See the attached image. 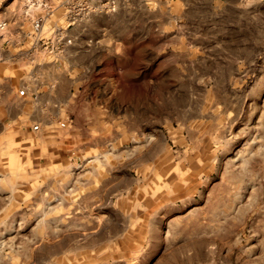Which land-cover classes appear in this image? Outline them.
<instances>
[{"label":"rangeland","instance_id":"374dc122","mask_svg":"<svg viewBox=\"0 0 264 264\" xmlns=\"http://www.w3.org/2000/svg\"><path fill=\"white\" fill-rule=\"evenodd\" d=\"M1 22L92 72L110 49L77 122L0 125V264H264V0H0Z\"/></svg>","mask_w":264,"mask_h":264},{"label":"crops","instance_id":"0c3cea01","mask_svg":"<svg viewBox=\"0 0 264 264\" xmlns=\"http://www.w3.org/2000/svg\"><path fill=\"white\" fill-rule=\"evenodd\" d=\"M18 24L21 28L30 24L34 27L33 20ZM73 28L74 25L66 32H73ZM34 34L22 30L7 33L0 39V125L5 130L18 123L24 127L32 123L29 128L44 130L50 125L77 122L88 113L89 100L85 93L97 85L92 78L105 69L109 59L110 46H104L99 59L105 65L92 72L90 66L96 59L90 56L91 47L71 45L59 54L53 48L46 50L49 45L42 49L39 44L42 37ZM48 41L54 45L53 39ZM42 52L44 57L39 59ZM105 84L109 92L113 91L115 77ZM37 124L38 128H34Z\"/></svg>","mask_w":264,"mask_h":264},{"label":"built area","instance_id":"2783aa9c","mask_svg":"<svg viewBox=\"0 0 264 264\" xmlns=\"http://www.w3.org/2000/svg\"><path fill=\"white\" fill-rule=\"evenodd\" d=\"M38 8V7H35ZM46 9H48V11L51 10V7H45ZM48 13V12H47ZM45 19V15H38L35 16V18L33 19V23H34V28L35 29H40L43 25V21ZM6 26V22H1L0 23V27L4 28ZM60 40H62V37H60ZM59 40V41H60ZM71 42L70 40H68V43ZM34 128H38V124L34 126Z\"/></svg>","mask_w":264,"mask_h":264}]
</instances>
